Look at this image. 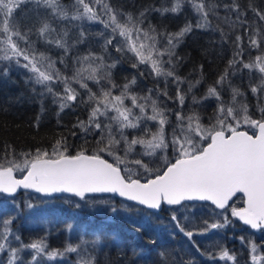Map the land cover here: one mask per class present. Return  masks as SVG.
<instances>
[{
    "label": "snow or ice",
    "instance_id": "1",
    "mask_svg": "<svg viewBox=\"0 0 264 264\" xmlns=\"http://www.w3.org/2000/svg\"><path fill=\"white\" fill-rule=\"evenodd\" d=\"M102 2L103 0H95L96 4ZM75 3L82 6L83 11L77 8L71 16L72 20L99 22L105 29H111L112 35L104 40L105 52L118 34L123 39L121 44L116 45V51L131 52L134 55L136 62L131 65L132 68L148 65L151 74L156 78H164L165 89L160 94L168 96L169 78L176 84L175 100L179 102L180 110L175 113L176 124L172 128L171 140L168 139L165 129L169 124V110L160 107L157 99L152 98L155 90L148 89V95L139 96L131 91L137 82L135 76L126 80L122 86L112 80V69L117 67L118 61L107 64L104 56L88 52L73 58L72 62L76 67L71 77L65 76L56 68L57 63L66 64L65 58L71 48L84 42L83 31L80 32L81 39L74 41L72 45L63 38L68 36L67 31L63 32L60 39H49V33L55 29L45 19L37 30L38 37L47 44L63 49V54L57 61L44 52H37V42L30 38L31 29L21 30L14 20V13L22 4H32L38 15L43 9L45 15L61 20L68 19V12L60 0H0V62H7L0 68V76H8L11 64L23 67L32 74L30 81L44 90L41 95H51L53 102L59 103L61 111L69 106L68 102H75L80 96L72 87V82L79 84L88 95L84 103L94 106L89 111L87 121H78L76 126L85 134L98 133L97 144L91 154L84 150L75 155L68 154L66 144L58 140L51 152L38 148L34 153L19 154L23 157L21 163L12 146L8 145L5 156L0 159V193L13 196L22 188L43 196L66 193L80 200H87L93 194H112L132 203L121 207L113 206L111 213H126L134 223L132 214L136 218L143 214L144 223H147V219L161 210L163 205L184 207L185 201H210L217 208L225 209L232 196L243 193L246 206L233 207L232 216L253 229L264 228V106L259 104V94L264 92V49L261 47L264 43V8L257 7L251 0L245 7H241L238 0L222 4L217 0H172L171 6H149L134 16L132 13L118 12L108 3H103L100 13L108 19H102L91 6L90 0H75ZM184 5H190L196 14L195 24L188 22L175 33L157 31L150 23L147 28L143 27L151 12H158L161 16L167 13L179 14ZM220 9H223L224 15L220 14ZM248 12L253 14L251 22L247 19ZM213 16L219 21L215 27L210 19ZM221 25H226L228 30L225 31ZM237 27H243L249 49L256 50L258 54L254 59L245 62L242 58L243 36L237 34L232 41L234 51L227 67L203 96L197 98L192 95V111L185 116L183 108L187 96L202 82L203 66H200V75L195 80L179 76L176 69L183 58L177 55L176 49L194 28L219 31L220 42L223 44L229 42L231 32ZM243 69L249 70V73L255 70L260 74L258 83L249 85L258 101L260 119L252 118L248 104L238 99L244 93L231 85L230 76ZM87 81H92L99 87V94L92 91ZM185 83L188 85L186 91L181 88ZM57 84L64 85L63 93L55 90ZM226 84L231 89V100L228 102L222 97ZM114 89H119L120 94L114 95ZM213 98L217 101L216 110L205 125L197 109ZM126 99L131 100V107L125 104ZM149 108L151 114H148ZM135 109H139L138 114ZM149 122L156 124L155 131H152ZM242 124L254 129L252 134L240 130ZM130 129L137 132L131 139L128 132ZM121 145L123 156L117 154ZM135 145H140L142 151L135 152ZM169 148L175 154L174 161L167 155L162 158L160 156L161 152L166 153ZM105 154L111 156L114 162H109ZM17 170L24 173L22 178L17 179L13 175ZM106 202L93 200L94 205ZM26 207L30 211L37 209L30 202ZM0 211L7 213V217L0 221V254H7L3 264H25L21 253L28 250H31V257L27 264H39L41 257L51 260L57 256L63 257L65 253H79L83 245L90 243L95 248L101 243L98 238L92 241L81 238L80 244H68L63 251H48V245L43 239L25 244L11 229V224L17 217L8 209L7 202H0ZM171 220L191 241L194 232L185 229L175 210ZM229 222L227 217L223 223L209 224L205 221L207 228L204 232L223 228ZM12 238L18 242V246H12ZM249 243L251 251L256 252L257 245ZM117 247L119 248L118 245ZM133 254L135 255L134 250ZM160 256L164 264H173L167 253L161 252ZM208 256L209 259L218 257L221 260L235 261V257L227 249H222L216 255L209 253ZM261 259L264 258L252 256L253 264ZM77 264H96V257L81 255ZM105 264L113 262L105 256ZM183 264H193V261L187 260Z\"/></svg>",
    "mask_w": 264,
    "mask_h": 264
},
{
    "label": "rangeland",
    "instance_id": "2",
    "mask_svg": "<svg viewBox=\"0 0 264 264\" xmlns=\"http://www.w3.org/2000/svg\"><path fill=\"white\" fill-rule=\"evenodd\" d=\"M113 9H116L118 12L122 13H132L134 16H137L140 11L144 8L140 6V0H111ZM146 7L154 6L159 8L161 6H171L172 0H143ZM218 3H230V0H217ZM241 7H245L248 2L245 0H238ZM61 5L64 4L60 2ZM259 8H264V0H252ZM65 5V4H64ZM63 6V5H62ZM66 6V5H65ZM63 6L64 8H66ZM78 7V6H77ZM76 6H73L69 13L68 11V19L61 20L58 17H52L50 15H45V10H40L39 15L32 4H22L19 9L16 10L14 13V20L19 24L21 30L27 31L31 29V39L36 41V49L37 52H44L46 55L50 56L53 60H59V57L63 54V49H58L54 44H47L44 42L42 38H39L37 35V30L41 26L43 20H47L51 27L55 29L54 32L49 33V39H60L63 37V32L67 31L68 36L63 37L67 40L69 45H72L74 41L81 39L80 32L83 31L85 33L84 42L80 44H76L75 47L71 48L69 55L65 58L66 64H56V68L59 69L65 76L71 77L76 65L73 64V58L77 56L86 55L88 52H92L97 56H104L105 63L111 64L113 61H118L117 67L112 69V80L115 84L122 86L126 80H131L133 76L136 77V84L132 87L131 91L139 96H146L148 95V89H154L155 91L152 93V98L157 99L158 104L160 107L169 110L167 112L169 124L165 126L166 135L169 140H171V132L172 128L176 124V111L180 110L179 102L175 100L176 97V84L171 82V78H169V82L167 85V92L168 96H164L160 94L165 89V81L163 77L156 78L154 74H151V68L148 65H139L138 68H132V64L135 61V57L131 52L127 53H120L116 51V45L122 43V39L118 34L116 35L113 44L108 46V51L105 52L103 49L104 40L111 36V29H105L104 25L99 22H89V21H81V20H72L71 16L77 10ZM67 9V8H66ZM65 9V10H66ZM80 11H83L79 9ZM50 11V10H47ZM220 14L224 15L223 9H220ZM102 16V14H100ZM104 15V14H103ZM102 19H108V17L102 16ZM121 19H123L121 17ZM197 19L196 14L192 10L190 5H184L182 7V11L179 14H172L167 13L164 16H161L158 12H151L148 14L147 19L143 27L147 28L149 23L154 25L157 28V31H167L171 33L177 32L181 27H183L186 23L191 22L195 24ZM213 27H215L219 21L213 16L210 17ZM247 19L249 22L253 20V14L248 12ZM224 27L225 31H227L226 25H221ZM104 34L103 36L101 34ZM240 34L243 36V43L242 47L244 48V55L243 60L247 62L249 59H254L255 56L258 54L256 50H250L248 47L247 42V35L244 34L243 27H237L234 31L231 32L229 37L228 43L221 44L220 42V33L219 31H203L193 29V31L187 35L183 42L179 45L176 49L177 55L183 58L182 62L179 64L176 72L181 77H186L189 80H195L200 75V63L194 56V52L191 51L189 48L195 49V54L199 53V50L204 47H208L210 51L216 49L215 58L213 64L212 71H205L202 68L203 72V79L202 82L193 89V92L187 96V100L185 106L183 108V114L187 116L192 111L191 109V97L195 95L197 98L204 95L207 88L210 85H214L215 81L217 80L218 76L224 71L227 67L229 59L233 56L234 45L232 41L235 40V36ZM166 43V41L164 42ZM262 49H264V43L261 45ZM205 51V50H203ZM202 52V51H201ZM207 54L208 52H204ZM22 59V58H21ZM164 59H167L165 57ZM167 67V65H166ZM195 70V71H194ZM143 73V74H142ZM259 73L253 70L252 73H249V70L243 69L242 71H237L234 76H230L231 85L234 87L239 88L243 93L244 96L238 97L239 100L245 102L249 106V113L251 114L252 118L260 119V112L257 108V98L254 96L250 90L249 85H255L258 83ZM89 87L92 89L93 92L99 94L100 89L97 85H95L92 81H87ZM106 83V82H103ZM72 87H74L79 93L80 96L77 98V104L80 107V113L82 120L85 122L88 119L89 111L92 106L85 104L84 101L88 99V95L85 89L80 88L79 84L72 82ZM187 83L181 85V88L186 91L187 90ZM114 95H119V89L113 90ZM222 97L225 102L231 100V89L226 84L222 90ZM259 104L260 106H264V92L259 94ZM144 103V101H140ZM150 103V101H149ZM125 104L128 107H131V100L126 99ZM217 106V101L213 98L207 100L203 103L202 106L198 107V111L202 117V122L207 125L209 123V119L213 116ZM137 114L139 113V109L134 110ZM148 114H151V109H148ZM150 126L152 127V131L156 130V124L154 122H149ZM241 129L245 131L252 132L254 129L249 127L248 125H241ZM81 130V128H80ZM129 132V139L132 138L133 135H136L137 132L134 130H128ZM98 139V133L92 132L90 134H85L82 130L77 135L75 139L69 138L65 141V144L69 150L74 152H78L81 150L86 151L87 153H92L96 147ZM88 146L87 148L83 147L84 143ZM91 146V147H89ZM27 146H17V148L22 149L23 153L31 152L27 151ZM53 146L51 147L52 151ZM135 152L142 151L140 145L134 146ZM50 151V152H51ZM33 153V152H32ZM117 154L123 156V149L122 145L119 146V150ZM106 155V154H105ZM167 155L170 159L174 157L175 154L169 148L166 153L161 152V158ZM170 155H173L170 157ZM110 161H113L111 156H107ZM138 158V157H137ZM114 162V161H113ZM155 167V165H154ZM143 179V178H142ZM15 196V195H13ZM21 197L12 198V196L0 194V202H7L8 209L11 210L12 214L15 215L17 218L11 224V229L15 234H18L21 237V230H24V234L26 235L25 239L21 237V240L27 244L34 240H41L43 239L47 245H49V241L47 240L50 235L54 237H58L61 232L64 231L63 234L65 237L68 238L71 235H74V231L67 228L70 223L68 219L64 218H57V215L61 213L63 210L64 212H74L76 206L73 204H65L58 203L50 197L40 200V202L32 203L37 206L36 210H28L26 204L29 201L26 200L24 202ZM24 202V206H20V201ZM21 201V202H22ZM188 203V202H187ZM196 203V202H195ZM202 203V202H201ZM192 204V203H190ZM14 205H18L19 207H13ZM64 206V208H62ZM22 209H24V216L20 215ZM61 209V210H60ZM184 209V208H183ZM181 208L176 211L178 214V218H182L181 222L184 223L186 226H194V213L201 216H205L206 219H209V213H211V209L203 208L201 206H189L187 209L183 210ZM52 212L55 217L52 219H48L46 212ZM56 213H58L56 215ZM67 213V214H69ZM215 217L212 219L211 223H223L225 217L228 218L230 221L227 225L223 228L218 229H210L207 232H204V229L207 228V225L204 226V229H200L198 231H193L195 237V248L197 249V254L202 259V264H253L252 256H257L264 258V228L257 229L252 233L250 230L246 229L245 227L237 226L235 222V218L232 216L229 217L226 215L225 212H215ZM73 215V214H72ZM170 216V215H169ZM172 216V215H171ZM7 217V213L0 211V221ZM43 217H46L43 218ZM187 217V219H185ZM211 217V216H210ZM223 218V219H222ZM205 219V221H206ZM204 221V222H205ZM208 222V221H207ZM160 228L166 227L165 229L176 228L175 222L171 220V217L167 219L166 222L160 223L158 225ZM85 231H80V234L84 233ZM203 232V234H201ZM183 234V233H182ZM183 236L189 240L184 234ZM243 238V239H241ZM28 239V241H27ZM86 240L85 238H83ZM88 239V238H87ZM190 241V240H189ZM80 242V240H79ZM255 243L257 245V251L252 252L250 243ZM12 246H18V242L15 241L14 238L10 240ZM66 244V243H65ZM222 249H227L228 252L235 257V261L229 260H221L218 257L215 259H209L208 254L212 253L216 255ZM84 253L87 252V249H84ZM195 253V254H196ZM192 258L194 263L196 264L195 260L198 261L196 256ZM79 259V257H78ZM199 259V261L201 260ZM257 264H264V259H261L257 262Z\"/></svg>",
    "mask_w": 264,
    "mask_h": 264
},
{
    "label": "trees",
    "instance_id": "3",
    "mask_svg": "<svg viewBox=\"0 0 264 264\" xmlns=\"http://www.w3.org/2000/svg\"><path fill=\"white\" fill-rule=\"evenodd\" d=\"M249 2V0H245ZM63 2L66 11H71L73 6H78L77 8L82 9V6L76 5L75 0H60ZM252 2V0H251ZM91 6H93L98 14L100 9L103 7V3H108L112 5L111 0H103L102 3L96 4L95 0H90ZM141 7L146 8L143 0L139 1ZM72 13V12H69ZM86 21V20H85ZM208 48V47H207ZM206 47L201 48L198 54H195L194 48H189L194 52V56L203 66L205 71H212L215 58L216 49L210 51ZM205 50V51H203ZM202 51V52H201ZM204 52H208L205 54ZM7 62H0V68L4 67ZM9 74L7 77L0 76V159L5 156L7 151V146L11 145L15 151L17 157H19L22 163L23 157L19 154L23 153L22 149L17 148V146H27V151L35 152L36 149L51 151V147L56 144V142L65 141L69 138L75 139L80 133V127L76 126L78 121L82 120L80 116V107L75 102H68L69 106L65 107L63 111L60 110L59 103L53 102V97L51 95L45 94L41 95L44 91L39 85L34 84L30 81L29 77L32 75L30 72L25 70L23 67H18L15 64L9 65ZM55 90L59 93H63L64 85H55ZM59 113V115H57ZM39 117V120L37 118ZM84 143V142H83ZM85 148L88 146L84 143ZM91 147V146H89ZM77 152L68 149V154L75 155ZM173 155H170V157ZM105 158L108 159V157ZM171 157L170 160H174ZM109 160V159H108ZM110 161V160H109ZM113 162V161H112ZM17 176L23 174V172L17 170L15 171ZM1 194V193H0ZM21 197L24 202L29 201L32 203L40 202V200L50 197L58 203H65L67 205L73 204L76 207L74 212H64L63 210L59 215L56 213L57 218L68 219L71 228H67L74 231V235L69 236L67 239L63 232L60 233L59 238L50 235L47 238L49 241L48 251L59 250L63 251L68 244L77 245L80 244L79 240L85 238L87 241H92L93 239H99L100 245L95 248L89 243L83 245L79 253H65L63 257L57 256L55 259H48L47 257H41L39 264H77L78 257L83 255L85 257L92 255L96 257V264H105V256H107L113 264H164L160 253L165 252L168 254L169 261L173 264H183L184 261L195 260L196 264H202L201 257L196 253L195 237L192 240H187L183 234L177 228H161L158 226L162 222H166L173 211L177 215L178 209H187L191 206H201L203 208L211 209L209 213V219L201 216V213L194 217V226H186L181 222V224L188 231H198L204 229L206 225L204 223L205 219L212 221L215 217V212L217 210L210 204L207 203H195V202H184V207L180 206H162L161 210L152 214L148 219L147 223H144L143 214L136 218L135 214H132L133 219H129L126 213H117L113 215L110 209L115 207H121V205H126L129 202L122 200L121 198L113 195H91L87 200H80L74 196L66 195H52L43 196L39 193L29 192V191H19L12 196V198ZM104 200L106 203H96L93 204V200ZM21 200V201H22ZM19 202L20 206H24V202ZM239 201V200H238ZM237 202V200H235ZM192 203V204H190ZM64 208V206H62ZM183 209V210H184ZM61 210V209H60ZM24 209H22L20 215L23 214ZM25 213V212H24ZM73 214V215H72ZM47 218L52 219L55 217L52 212H46ZM170 215V216H169ZM46 219V217H43ZM230 220V219H229ZM236 222V221H235ZM137 224L140 226L137 227ZM21 230V237L25 239L26 235L24 230ZM85 231L80 234V231ZM63 233V234H62ZM88 238V239H87ZM28 241V239H27ZM66 243V244H65ZM119 246V248L117 247ZM103 249L102 251L100 249ZM87 249V252H83ZM135 251V255L133 254ZM196 253V254H195ZM6 253L0 254V264L6 259ZM25 264L31 257V250L21 253ZM199 259H201L199 261ZM193 264H195L193 262Z\"/></svg>",
    "mask_w": 264,
    "mask_h": 264
},
{
    "label": "flooded vegetation",
    "instance_id": "4",
    "mask_svg": "<svg viewBox=\"0 0 264 264\" xmlns=\"http://www.w3.org/2000/svg\"><path fill=\"white\" fill-rule=\"evenodd\" d=\"M253 132V131H252ZM252 132H249V133H252ZM243 199L244 198H242V196L241 195H235V196H233L232 198H231V201L229 202V204L225 207V209H218V208H216V207H214L213 205V207L217 210V212H225L226 213V215H228L229 217L231 216L230 215V213H231V209L233 208V207H235V208H240V207H242V205H243ZM235 200H237V202H235ZM239 200V201H238ZM231 218H232V216H231ZM235 218V217H234ZM223 219V218H222ZM235 221H236V225L237 226H241V227H245L246 229H248V230H250L252 233H254V231H257V229H254V230H251L250 229V227L249 226H245V225H242V224H240L239 223V221L238 220H236V218L234 219ZM224 221V220H223ZM259 229H262V228H259Z\"/></svg>",
    "mask_w": 264,
    "mask_h": 264
},
{
    "label": "water",
    "instance_id": "5",
    "mask_svg": "<svg viewBox=\"0 0 264 264\" xmlns=\"http://www.w3.org/2000/svg\"><path fill=\"white\" fill-rule=\"evenodd\" d=\"M240 130H242V131H245L244 129H241L240 128ZM249 134H252V133H249ZM89 154H91V153H89ZM107 159V158H106ZM174 161V160H173ZM109 162H112V161H109ZM24 174V173H23ZM23 174H21L20 176H17L16 174H15V172L13 173V175L15 176V178H17V179H19V178H22V175ZM19 191H29V192H35V191H33V190H25V189H18V191L17 192H19ZM36 193V192H35ZM1 194H3V193H1ZM241 195L242 196V198H244L243 199V205H242V207H240V208H243V207H245L246 205H245V197H244V195H243V193H236L235 195ZM3 195H7V194H3ZM15 195V194H14ZM53 195H66V196H69L70 194H53ZM93 195H112V194H93ZM234 195V196H235ZM118 197V196H117ZM233 197V196H232ZM120 198V197H119ZM122 200H123V198H121ZM231 201V199L228 201V204H229V202ZM127 202V201H126ZM185 202H196V203H199V202H202V203H207V204H211V205H213L214 207H216L214 204H212L210 201H185ZM129 203H132V202H129ZM163 206H165V207H167L168 205H163ZM217 208V207H216ZM219 209V208H218ZM236 218V220H238L239 221V223L240 224H242V225H245L242 221H240L237 217H235ZM245 226H249V225H245ZM250 227V226H249ZM250 229L251 230H254L253 228H251L250 227Z\"/></svg>",
    "mask_w": 264,
    "mask_h": 264
}]
</instances>
